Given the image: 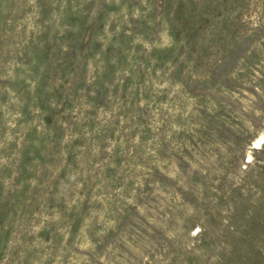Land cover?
Here are the masks:
<instances>
[{"label":"rangeland","instance_id":"obj_1","mask_svg":"<svg viewBox=\"0 0 264 264\" xmlns=\"http://www.w3.org/2000/svg\"><path fill=\"white\" fill-rule=\"evenodd\" d=\"M0 264H264V0H0Z\"/></svg>","mask_w":264,"mask_h":264},{"label":"bare ground","instance_id":"obj_2","mask_svg":"<svg viewBox=\"0 0 264 264\" xmlns=\"http://www.w3.org/2000/svg\"><path fill=\"white\" fill-rule=\"evenodd\" d=\"M206 190V189H205ZM209 192V191H208ZM229 199V198H228ZM244 202V201H243ZM247 238H249V237H247ZM261 239V238H260ZM263 239V238H262ZM259 240V239H258ZM252 246V245H251ZM230 251V250H229ZM246 254V253H245ZM247 257V256H246ZM243 259V258H242ZM241 261V260H240Z\"/></svg>","mask_w":264,"mask_h":264}]
</instances>
